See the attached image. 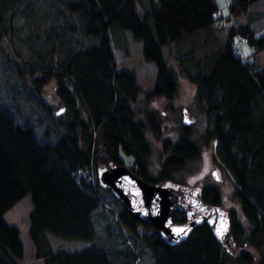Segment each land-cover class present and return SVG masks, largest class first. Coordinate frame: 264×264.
<instances>
[{
    "label": "trees",
    "instance_id": "obj_1",
    "mask_svg": "<svg viewBox=\"0 0 264 264\" xmlns=\"http://www.w3.org/2000/svg\"><path fill=\"white\" fill-rule=\"evenodd\" d=\"M255 1L223 0L224 11L217 0H145L142 10L137 0H0V31L10 30L17 14L31 28L39 21L31 39L37 57L12 60L0 47V69L16 80L10 83L11 92L33 105L42 127V135H37L29 117L19 122L14 111L0 106V264H17L23 257L19 229L4 214L26 194L32 203L28 235L34 256L43 264H134L135 252L124 250L118 261L119 252L94 242L92 215L103 206L135 243L147 247L153 264H264V65L256 53L264 50V31L256 36L250 27L262 16L248 10ZM35 3L43 20L37 18ZM238 17L245 23L236 24ZM126 30L141 41L143 58L155 64L149 89L142 90L131 70L117 67L113 45L125 48ZM214 30L222 39L207 50ZM111 31L116 36L113 45ZM203 31L209 36L202 38ZM238 33L254 52L236 55ZM166 46L168 53L170 46L175 49L169 56L178 60L179 71L194 84L204 106V140L215 142L216 157L235 182L240 209H227L231 248L203 222L184 240L167 243L157 227L131 217L97 180V167L114 163L149 183L164 182L199 154L188 124H182L172 142L162 136L160 115L138 104L141 91L145 99L162 97L168 104L177 96L178 78ZM50 79H55L64 109L52 110L40 96V87ZM146 130L167 153L154 177L147 169ZM120 149L131 156L128 162ZM78 170L86 174L79 176ZM199 193L207 204L220 206L216 186L203 184ZM173 217L178 222L187 219L181 212ZM48 233L89 244L78 250L53 249Z\"/></svg>",
    "mask_w": 264,
    "mask_h": 264
},
{
    "label": "rangeland",
    "instance_id": "obj_2",
    "mask_svg": "<svg viewBox=\"0 0 264 264\" xmlns=\"http://www.w3.org/2000/svg\"><path fill=\"white\" fill-rule=\"evenodd\" d=\"M144 2L145 0H137V7L139 10L143 9ZM217 3L222 10L226 11L223 0H217ZM35 6L37 9L36 12L38 11V20H43V18L38 16L39 10L41 9L40 4L36 5L35 3ZM248 10L251 11V13L249 12L250 14L260 13V15H262L250 24V27L255 32L256 36H260L264 31V0H257L254 3H251ZM35 20L37 21V19ZM245 21V18L238 17L236 24H243ZM10 28V30L6 29L0 31V47L4 48L5 52L12 58V60L25 62L27 58L35 59L37 54L31 49V39H33V34H35L40 28L39 21L35 23L33 28H31L23 21L21 16L17 14V16L13 17L11 20ZM214 32L210 43L206 45L208 48L207 50L216 48L222 39V33L220 31L214 30ZM199 34L202 38L209 36L206 31ZM110 36L113 45V43L116 42L115 33L111 31ZM126 37L127 43L125 48H118L115 44L113 45L117 67L131 70L134 73L136 82L140 85L142 90L149 89L155 78V64L143 58L142 43L140 40L134 39L128 30H126ZM39 46L40 45H38V47ZM242 46L246 54L254 52V48L250 47L246 40L242 42ZM170 48L172 51L169 53L168 46H166L164 50L166 51L168 62L172 64L176 70L178 78L177 96L170 104H168L162 97L145 99L143 91H141L140 96L138 97V104L147 109H153L160 115L162 118V136L169 138L172 142L179 137L182 131L183 109H185L187 117L190 120L188 126L191 131V137L199 145L200 152L196 157L187 160L181 168L175 170L172 174L173 179L160 183L180 184L196 187L198 189H200L203 184H212L219 189L221 196L220 206L226 210L234 209L238 213L240 203L234 195V179L230 171L216 157L215 142L213 140L207 142L203 138L207 123L204 106L196 97L194 84L189 82L184 74L179 71L178 60L175 59L174 56H169L171 52L174 54L173 52L175 51L173 46H170ZM256 53L260 58V62L264 65V50ZM11 64H13V62H11ZM8 74H10L9 71L2 72L0 69V106L7 108L13 114L15 112L19 122H26V118L28 119L29 117L34 125V131L36 134L42 135V127L36 123L39 121L38 111L33 105H31V103L23 102L20 99L18 100V98L13 95L10 83L13 82L15 84L16 80L10 79ZM33 75H39V72H34ZM25 76V79L29 83L30 75L28 76V74H25ZM39 93L43 101L50 106L52 110L57 111L59 107H64L63 101L57 96L55 91V79H50L46 84L41 86ZM7 105H9V107ZM136 117H141L139 112L136 113ZM145 135L150 144V154L147 158V169L149 174L154 177L158 174L161 162L167 153L162 151L160 140L154 138L148 130L145 131ZM119 154L125 162H128L131 159V156L123 152L121 149ZM215 167L219 170L218 179L211 176V170ZM106 198L117 207L107 193ZM31 207L32 203L30 195L26 194L4 214V218L9 223L15 224L18 227L19 237L23 243V257L16 260L17 264H43L41 258H36L34 256L33 245L28 235V214ZM103 208L104 206L99 207L92 215L95 229L94 242L100 247H111V249H114V252H119L121 255L118 258V261H122L123 253L121 252L129 250L135 252L134 264H153L147 247L135 243L134 237L127 231L126 227L120 225L121 223L119 220L114 219V213L111 214ZM47 236L53 249L64 248L67 250H78L89 244V241L62 238L51 233H48ZM222 242L227 248L232 247L230 241ZM139 250H141V253Z\"/></svg>",
    "mask_w": 264,
    "mask_h": 264
},
{
    "label": "water",
    "instance_id": "obj_3",
    "mask_svg": "<svg viewBox=\"0 0 264 264\" xmlns=\"http://www.w3.org/2000/svg\"><path fill=\"white\" fill-rule=\"evenodd\" d=\"M182 122L190 123L185 109ZM216 172V168L212 169L211 176L218 179ZM96 176L99 184L109 188L124 204L131 217L156 226L162 238L169 244L184 240L189 231L202 222L210 226L219 240L228 242L231 239L227 210L204 202L196 187L149 183L128 167L114 163L98 166ZM174 212L183 213L187 219L184 222L176 221Z\"/></svg>",
    "mask_w": 264,
    "mask_h": 264
},
{
    "label": "built area",
    "instance_id": "obj_4",
    "mask_svg": "<svg viewBox=\"0 0 264 264\" xmlns=\"http://www.w3.org/2000/svg\"><path fill=\"white\" fill-rule=\"evenodd\" d=\"M219 13H221V11H219ZM243 39H244V36H243L242 34H237V36H236V40H237V44H238V46H237V48H236V54H237L238 56H242V55H243V49H242V47H241V45H240V42H241ZM129 166H131V162L129 163ZM77 173H78L79 176H84V175L86 174V172H83V171H81V170H78ZM87 178H90V176H87Z\"/></svg>",
    "mask_w": 264,
    "mask_h": 264
},
{
    "label": "flooded vegetation",
    "instance_id": "obj_5",
    "mask_svg": "<svg viewBox=\"0 0 264 264\" xmlns=\"http://www.w3.org/2000/svg\"><path fill=\"white\" fill-rule=\"evenodd\" d=\"M215 168H216V171H217L216 173H217V175H218V171H219V170H218V168H217V167H215ZM213 169H214V168H213ZM211 171H212V170H211Z\"/></svg>",
    "mask_w": 264,
    "mask_h": 264
},
{
    "label": "snow or ice",
    "instance_id": "obj_6",
    "mask_svg": "<svg viewBox=\"0 0 264 264\" xmlns=\"http://www.w3.org/2000/svg\"><path fill=\"white\" fill-rule=\"evenodd\" d=\"M177 231L179 232V231H183V230H177Z\"/></svg>",
    "mask_w": 264,
    "mask_h": 264
}]
</instances>
